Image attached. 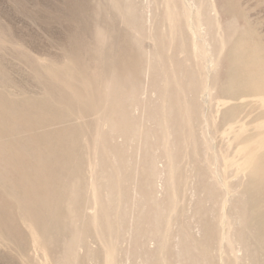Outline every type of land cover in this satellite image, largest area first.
<instances>
[{
  "label": "rangeland",
  "instance_id": "obj_1",
  "mask_svg": "<svg viewBox=\"0 0 264 264\" xmlns=\"http://www.w3.org/2000/svg\"><path fill=\"white\" fill-rule=\"evenodd\" d=\"M166 3L155 0L153 11L136 4L134 14L126 15V0H0V264H264V236L258 228L264 219H255L257 209H252L253 204L264 208V163L251 175L264 153V88L257 92L244 84L248 72H257L252 66L264 67V0H168L176 9L173 31ZM199 20L201 30L193 25ZM196 28L207 48L198 56L189 38ZM142 53L153 55L162 69L157 82L167 77L169 84L143 86ZM250 58L258 61L249 69L245 62ZM237 63L242 67L236 68L235 80L229 74ZM130 69L140 93L180 90L186 105L184 116L174 122L179 135L172 133L178 174L157 194L158 204L144 201L143 209H150L148 223L137 221L144 203L133 204L136 182L141 183L135 169L141 155L133 150L138 144L125 136L110 137L107 127L98 131L96 115L83 112L90 109L86 102L73 99L82 89L81 97L85 95L83 76L97 82L115 72L118 79ZM228 75L233 82L244 79L234 99L225 91L232 82ZM79 112L87 114L80 118ZM71 172L82 182L70 198L63 190L74 182L65 177ZM91 182L97 185V210L85 187ZM24 199L30 204L27 219L33 220V232L20 218ZM157 205L165 211L159 218ZM71 213L74 223L67 219ZM74 234L83 248L69 251ZM150 235L154 239L143 244Z\"/></svg>",
  "mask_w": 264,
  "mask_h": 264
},
{
  "label": "bare ground",
  "instance_id": "obj_2",
  "mask_svg": "<svg viewBox=\"0 0 264 264\" xmlns=\"http://www.w3.org/2000/svg\"><path fill=\"white\" fill-rule=\"evenodd\" d=\"M155 2V0L153 1V2H151V3H148L147 5H142V3L141 4H139V0H126V5H128V6H126L125 7V9L122 11L124 14H126V15H132V14H134V9H135V5L136 4H139L140 6L142 5V8L144 7V9H147L148 8V10L149 9H151L152 11H153V9H152V4ZM140 6H139V8H140ZM192 6H193V8L195 7V8H197V9H199L198 8V6L193 2V4H192ZM166 7L168 8V12H167V15H166V19H167V22H169V27H172L171 28V30L173 31L174 29H175V20L177 21V17H176V14H175V12H176V9H175V7H173V6H171V4H169L168 3V0H167V3H166ZM212 8V10H214V7L212 6L211 7ZM142 10V9H141ZM144 11V10H143ZM145 12V11H144ZM148 20H150L149 18L148 19H146V22L148 23ZM143 21H145V20H143ZM215 21V20H214ZM146 22H144V24H146ZM216 22V21H215ZM191 23H193V22H191ZM173 25V26H172ZM192 25V24H191ZM193 25H198V27L200 28V30H201V27H203L204 26V24H203V22H201L200 20L198 21V23H193ZM197 27V26H196ZM151 28V27H150ZM192 28V27H191ZM193 29V28H192ZM195 30V29H194ZM197 30V31H196ZM196 30L195 31H192V37L191 36H189V38L191 39V42H192V44H193V48H194V50H195V54L198 56V55H200L201 53V50H204L202 47H204V46H201L202 45V43L204 42H206L204 39H203V37H202V33H198V28H196ZM199 30V31H200ZM204 30V29H203ZM191 35V34H190ZM171 37H172V33H171ZM0 41H4V39H0ZM99 41H101V42H104V36L102 35V36H100L99 35ZM174 41V38H171L170 39V44H169V49H170V46H171V44H172V42ZM180 41V40H179ZM179 41H178V43H179ZM189 43H190V41H189ZM203 43V44H204ZM209 44V43H208ZM208 44H205V46L206 45H208ZM190 45V44H189ZM211 46V45H210ZM204 48H206V47H204ZM207 49V48H206ZM208 49H210V48H208ZM182 51V50H181ZM180 51V52H181ZM143 54V53H142ZM203 54H205L204 56H206V53H204L203 52ZM231 54V53H230ZM143 57L142 58H144V64L146 65V66H143V69H141L142 71H141V73H143L142 74V76L144 77V80H143V86H145V88L146 87H148L149 86V84H151V87H152V85L154 86V84H159V86L160 87H165L166 86V84L168 83L169 84V80L168 79H166V78H162L160 81H159V79H158V82H157V77H162L160 74L162 73V69L161 68H157V66H156V62H155V57L153 56V55H149L148 53H144L143 55H142ZM204 56H203V58H204ZM201 57V56H200ZM184 58V57H183ZM190 58V57H189ZM192 58V57H191ZM234 58H236L235 60H239V61H241L242 60V58H241V56L240 55H238V54H236L235 55V57ZM241 58V59H240ZM186 60V59H185ZM209 62H210V66L211 67H213L214 66V57H213V54H211V57H210V59L208 60ZM207 61V62H208ZM258 61V59L257 58H250V59H247V61L245 62V67H248L249 69H250V67L252 66V64L254 63V62H257ZM230 63H232V62H230ZM141 66V67H142ZM82 67V66H81ZM87 67V66H86ZM88 67H92L91 65H89ZM238 67V69H240V67H242L241 66V64L240 63H237V64H235V66H232L231 67V69H230V72H231V74H229L231 77H235V75H236V73H235V70H236V68ZM253 68H255L256 70H257V72H252V73H250V74H246V78H248V79H246V81L244 82V84L245 83H248V87H251V89H252V91H257V92H259L261 89L263 90V88H264V67H262V65L261 64H259L257 67L256 66H252ZM94 69H96V67H93ZM101 68V67H100ZM176 68V67H175ZM46 69V68H45ZM89 69V68H88ZM87 69V70H88ZM190 69V68H189ZM248 69V70H249ZM84 70V69H83ZM86 70V71H87ZM90 70L91 69H89V71L88 72H90ZM183 70H185V69H183ZM81 71H82V69H81ZM91 71H93V69L91 70ZM114 71L115 72H117V70H115L114 69ZM131 71V72H130ZM232 71H233V73H232ZM83 72L84 71H82V74L81 75H83ZM97 72V71H96ZM96 72H94L95 74H96ZM115 72H112V75L110 74V78L109 79H107V74H106V76H104V77H106V79L105 78H103L102 80H100L99 79V81H98V79H97V82H93V80H84L85 78V76H83L82 78H83V81H85V83L87 82V86H86V84L84 85L85 87V95L84 96H82L81 97V94L80 93H84V91H82V90H84V89H82L81 90V92L79 93V95H75L74 93H73V96H74V100H80L81 101V103H82V101H83V103H85L86 105H87V107L88 108H90L89 109V111L87 110V111H84L83 109V112H93V114L94 115H96V119H97V123H96V126H97V130L99 131L100 129L102 130H104V128L105 127H107L108 128V132H109V136L111 135L112 137H117V138H123L124 136L126 137V138H129L130 139V141H129V143H133V142H135L136 141V143H134V144H138L137 145V147L136 146H134L135 148L133 149V150H135L136 151V149H137V157H138V154H140L141 155V158L139 159V162L137 163V165H136V178L138 177L137 176V174L139 175L140 174V176L139 177H141L140 178V180H141V183H139V182H136V181H134V182H136L135 184H136V186L138 185V186H140V189H138V188H136V186H135V188H134V195H132V196H134V198H135V202H133V204H134V206L135 207H140V204H141V202H143L144 204L141 206L142 208V212L143 213H140V215H138V218H137V221L138 222H140V223H142V222H149V218L150 217H146V214L148 213V211L150 210V209H143V208H145V207H147V205L145 204V202L144 201H148L147 202V204H149V203H152V204H154V205H156V204H158V201H159V198L160 197H158L159 196V194L158 193H160L161 192V190H163L164 188H165V186L166 185H170L171 186V184H169L174 178H176L175 177V175H177V174H175V171H177V170H175V163H176V158H177V155L174 153H172L171 152V150L173 151V152H175L174 150H175V147H174V144H176V141H177V137H175V138H172V133H177V131H179V130H177V129H175V123H177L178 121V119L180 118L181 119V117H180V115H181V113L182 114H184V111H182V107L184 108V106L186 107V105H183L182 106V102L180 101V97H179V94H180V90H179V92L178 93H175V94H173V93H166V94H163L162 92H159L158 90L157 91H155L156 89H154V92L155 93H150V95H148L149 94V90L147 91L148 93H147V96H145V93L146 92H142V93H140L141 91H138L136 88H135V84H136V82H138L137 80H136V76H135V74L133 73V71L130 69L128 72H127V75L126 74H123V75H120V77H117L118 79H116L115 77L117 76L116 75V73ZM172 74L174 75V67H173V69H172ZM244 72V71H243ZM177 73V72H176ZM189 73V72H188ZM229 73V72H228ZM246 73V72H245ZM91 75L93 74V72H91L90 73ZM90 74L88 73V75L90 76ZM183 74V73H182ZM84 75H85V73H84ZM125 75V76H124ZM198 75V74H197ZM228 75V76H229ZM244 75V74H243ZM49 76L53 79V76L51 75V74H49ZM95 76V75H94ZM170 76H172V75H170ZM187 76V75H186ZM230 76H229V79H230V81H231V79L232 78H230ZM244 77V76H243ZM82 78H81V80H82ZM88 78V77H87ZM95 78H96V76H95ZM98 78V77H97ZM183 78V77H182ZM236 78L237 77H235L234 79L236 80ZM88 79H90V77L88 78ZM94 79V78H93ZM234 79H232V82L231 83H229L228 84V87H225L227 90H225V91H227V94H231L232 96H231V98L232 99H234L235 98V96L237 97V93L239 92V88L240 87H242L241 86V84H242V80H244V79H241V80H238L237 79V82H233V80ZM251 79H254V80H252L251 81ZM125 80H126V82H128V84H125ZM96 81V80H95ZM191 81V80H190ZM189 81V82H190ZM240 81V82H239ZM56 82V81H55ZM58 82V81H57ZM193 82V81H192ZM68 85V84H67ZM140 85H142V84H140ZM209 85V84H208ZM240 85V86H239ZM247 85V84H246ZM67 87V86H66ZM66 87H65V89H66ZM69 87H70V85H69ZM127 87H128V89H127ZM180 87V86H179ZM263 87V88H262ZM71 88V87H70ZM73 88V87H72ZM83 88V87H82ZM141 88H144V87H141ZM181 88V87H180ZM188 88V87H187ZM69 88H67V90H68ZM126 89V90H125ZM206 89V88H205ZM204 89V90H205ZM62 90L65 92V90L63 89V87H62ZM74 90V89H73ZM77 92H79L78 91V89L76 88L75 89ZM160 91H161V88H160ZM178 91V90H177ZM241 92H242V90H240ZM243 91H245V90H243ZM152 92H153V90H152ZM202 92V91H201ZM68 93H70V92H68L67 91V93L65 92V94H66V96H67V94ZM185 93V92H184ZM204 93H205V91H204ZM198 94L200 95V90H198ZM203 94V93H202ZM244 94V93H243ZM249 94V93H248ZM261 94V93H260ZM69 95V94H68ZM70 95H72V93L70 94ZM100 95H101V97H100ZM73 96H71V97H73ZM230 96V95H229ZM242 96V95H241ZM76 97V98H75ZM66 98V97H65ZM67 99V98H66ZM69 100H71L70 98H68ZM67 99V100H68ZM182 99V98H181ZM73 100V101H74ZM76 100V101H77ZM72 101V100H71ZM80 101H79V103H80ZM68 103V102H67ZM70 104V103H69ZM81 105H83V104H81ZM75 107V106H74ZM86 107V106H85ZM71 108V107H70ZM233 108H235L234 106H233ZM237 110V109H236ZM81 111V110H80ZM70 112V111H69ZM86 113V114H87ZM229 113V112H228ZM234 113H236V112H234ZM80 114V115H79ZM86 114L85 113H81V112H79L78 113V115H79V117L80 118H82V115L84 116H86ZM186 114V113H185ZM90 116H92L91 114H90ZM182 117L184 116V115H181ZM230 116V115H229ZM232 116H233V114H232ZM83 118H85V117H83ZM184 119V118H183ZM234 119V118H233ZM198 120V119H197ZM204 120V119H203ZM177 121V122H176ZM181 121V120H180ZM175 122V123H174ZM182 122V121H181ZM69 123V122H68ZM71 123V122H70ZM185 123V122H184ZM181 124V123H180ZM182 124H183V122H182ZM205 124V123H204ZM200 125H201V123H200ZM71 126V125H70ZM72 127V126H71ZM179 127V126H178ZM152 128H154V129H152ZM155 128H157L158 129V132H156L157 131V129H156V131L154 132V130H155ZM200 128V127H199ZM151 129H152V131H151ZM198 129V128H197ZM204 129V128H203ZM102 130V131H103ZM106 130V129H105ZM104 130V131H105ZM182 130V129H181ZM205 130V129H204ZM206 131V130H205ZM204 131V132H205ZM101 132V131H100ZM183 132V131H182ZM203 132V131H202ZM73 133H74V131H73ZM157 133V134H156ZM159 133V134H158ZM181 135L182 134H184V132L183 133H181V132H179ZM98 134V133H97ZM102 134H103V132H102ZM178 134V133H177ZM100 135V134H99ZM179 135V134H178ZM181 135H180V137H181ZM110 136V137H111ZM175 136V135H174ZM73 137V136H72ZM204 137H206V136H204ZM79 138V137H78ZM182 138V137H181ZM207 138V137H206ZM184 139V138H183ZM58 140V139H57ZM67 140V139H66ZM69 140V139H68ZM62 141V140H61ZM51 142H53V141H51ZM75 142H76V140H75ZM52 144V143H51ZM63 144H64V142H63ZM24 146H26L25 144H24ZM73 147V146H72ZM77 147V146H76ZM130 147H132V146H130ZM177 147V146H176ZM3 148V147H2ZM1 148V149H2ZM57 148V147H56ZM65 148V147H64ZM69 148V147H68ZM71 148V147H70ZM253 148V147H252ZM61 149H63V148H61ZM3 150H4V148H3ZM57 151H59V150H57ZM131 151V150H130ZM155 151V152H154ZM158 151V154L156 155L155 153ZM159 151H160V153H159ZM3 153V152H2ZM1 153V154H2ZM70 153V152H69ZM131 153H133V151L131 152ZM154 154V155H153ZM27 155H28V153H27ZM65 155H66V153H65ZM69 155V154H68ZM70 155H72V154H70ZM70 155H69V158L68 159H70L71 160V158H70ZM75 155V154H74ZM139 155V156H140ZM67 156V155H66ZM179 156V155H178ZM26 157V156H25ZM63 157V156H62ZM83 157V156H82ZM259 158V159H258ZM257 158V160H256V167L255 168H253L254 170L251 172V175H252V177H254V176H256V173L261 169V166H263V163H264V153L262 154V155H260V157H258ZM36 159V158H35ZM138 159V158H137ZM251 159H254V156H253V158H251ZM67 161H69V160H67ZM2 162V161H1ZM63 162V161H62ZM61 162V163H62ZM85 162V161H84ZM251 162V161H250ZM1 164V163H0ZM75 164V163H74ZM1 166V165H0ZM37 166V165H36ZM64 166H66V164L64 165ZM24 167V166H23ZM26 167H27V165H26ZM79 167V166H78ZM34 168V167H33ZM64 169V168H63ZM90 169V168H89ZM94 169L95 168H93L92 167V169H90V173L93 175L94 174ZM32 170V169H31ZM77 170V169H76ZM264 170V169H263ZM2 171V170H1ZM28 171H30V170H28ZM64 171V170H63ZM105 171V170H104ZM132 171V170H131ZM262 171V170H261ZM47 172V171H46ZM68 172V171H67ZM66 172V173H67ZM80 172V171H79ZM103 172V171H102ZM133 172V171H132ZM178 172V171H177ZM26 173V172H25ZM38 173V172H37ZM76 173V172H75ZM134 173V172H133ZM5 174V173H4ZM28 174H30L29 172H28ZM32 174V173H31ZM68 174V173H67ZM66 174V175H67ZM98 174V173H97ZM132 174V173H131ZM32 175H34V174H32ZM65 175V174H64ZM64 175H62V178L64 177ZM65 175V177H67V180H69L68 178H72L73 179V181L74 182H72V179L70 180L71 182H72V186L71 187H67L66 185H65V187L67 188L66 190H63V191H65V193H64V195H67L68 197L70 196V198H71V196L73 197V195H75L76 194V192H77V190L79 189V186H80V183L82 182H80V180L79 179H77V175L76 174H73V172H71V173H69V176H66ZM129 175V174H128ZM127 175V176H128ZM4 176V175H3ZM1 177V176H0ZM109 177V176H108ZM251 177V178H252ZM79 178V177H78ZM94 178V177H93ZM65 179V178H64ZM81 179V178H80ZM137 179H139V178H137ZM210 179V178H209ZM256 179V178H255ZM62 180V179H61ZM66 180V179H65ZM77 180H79L78 182H77ZM131 180V179H130ZM164 181V184L162 185V186H160L159 185V182H162L163 183V181ZM254 180V179H253ZM259 180V179H258ZM40 181V180H39ZM46 181V180H45ZM138 181V180H137ZM256 181H257V179H256ZM75 182H77V183H75ZM93 182V181H92ZM90 183V185H89V187H87L88 186V184L87 185H85V184H83V186L85 185V187H86V191H88V189L90 190V192H92L93 193V195H92V197L94 198L93 199V203L92 202H90V203H92V206H94V208H95V206H97L98 205V201H97V195H96V187H97V185L95 184V183ZM173 182V181H172ZM255 182V181H254ZM258 182V181H257ZM17 183H19V182H17ZM22 183V181H20V184ZM23 183H25V182H23ZM79 183V184H78ZM161 183V184H162ZM165 183H166V185H165ZM260 183V182H259ZM15 185H16V183H14ZM65 184H66V182H65ZM68 184V183H67ZM101 184H103V183H101ZM173 184V183H172ZM257 184V183H256ZM116 185V184H115ZM259 186V185H258ZM258 186H256V187H258ZM84 187V188H85ZM110 186H107L106 188H109ZM130 187V186H129ZM167 187V186H166ZM255 187V186H254ZM255 187V189H258V188H256ZM12 188V187H11ZM41 188V187H40ZM83 188V187H82ZM99 188V187H98ZM173 188V187H172ZM217 188V187H216ZM251 188V187H250ZM261 190H264V183H263V185H261ZM259 188V189H260ZM81 189V188H80ZM111 189V188H110ZM109 189V190H110ZM112 189H113V185H112ZM111 189V190H112ZM126 189V188H125ZM170 189H171V187H170ZM13 190H14V188H13ZM60 191H61V189H59ZM82 190V189H81ZM85 190V189H84ZM128 190V189H127ZM174 190V189H173ZM256 191V190H255ZM259 191V190H258ZM257 191V192H258ZM16 192V191H15ZM57 192V191H56ZM110 192V191H109ZM61 193V192H60ZM260 193V192H259ZM69 194V195H68ZM112 194V193H111ZM157 194H158V196H157ZM258 194V193H257ZM262 194H263V191H262ZM81 195V194H80ZM107 195H109V194H107ZM107 195H105V196H107ZM59 196H60V194H59ZM62 196V195H61ZM90 196H91V194H90ZM168 196V195H167ZM210 196V195H209ZM258 196V195H257ZM66 197V196H65ZM64 197V198H65ZM109 197V196H108ZM61 198V197H60ZM110 198V197H109ZM149 198V199H148ZM168 198H170V196H168ZM62 199V198H61ZM60 199V200H61ZM89 199V198H88ZM148 199V200H147ZM172 199V198H171ZM263 199H264V197H263ZM170 200V199H169ZM68 201V200H67ZM132 201H134V200H132ZM109 202V201H108ZM112 202V201H111ZM209 202H211L210 200H209ZM214 202V201H213ZM216 202V201H215ZM41 204V203H40ZM110 204H112V203H110ZM129 204V203H128ZM168 204H169V202H168ZM20 205L22 206V208L21 209H24V210H22L21 211V221L23 222V226L26 228V229H28V230H30L31 232H33L34 231V227H33V223H31L32 221L30 220V218H28L27 219V209H29V206H30V204L27 202V199H24V201L22 202V203H20ZM42 205V204H41ZM45 205H46V203H45ZM66 205H68V204H66ZM77 205V204H76ZM85 205V204H84ZM89 205H91V204H89ZM88 205V206H89ZM235 205H236V203H235ZM81 206V205H80ZM91 206V207H92ZM99 206V205H98ZM129 206V205H128ZM127 206V207H128ZM132 207H133V205H131ZM151 206V205H150ZM213 206V205H212ZM33 207V206H32ZM45 207V206H44ZM43 207V208H44ZM66 207H68V206H66ZM87 207V206H86ZM91 207H89V208H91ZM163 207V206H162ZM216 207V206H215ZM57 208V207H56ZM71 208V207H70ZM88 208V207H87ZM157 209L159 208V206L157 205V207H156ZM161 208V207H160ZM160 208H159V210H157V212H158V217L157 218H159V217H161L162 215H164L165 214V211H163L162 209V214H161V210H160ZM48 209H49V206H48ZM82 209H83V207H82ZM86 209V208H85ZM132 209V208H131ZM213 209V208H212ZM236 209V208H235ZM252 209H257L255 212H254V214H255V219H257V220H263L264 219V208H261L260 207V209L259 208H257L254 204H253V207H252ZM59 210V209H58ZM92 210V209H91ZM94 210H97L96 208L94 209ZM133 210V209H132ZM39 211H40V209H39ZM45 211V210H44ZM51 211V210H50ZM49 211V212H50ZM53 211V210H52ZM56 211H57V209H56ZM55 211V212H56ZM82 211V210H81ZM213 211V210H212ZM67 212V211H66ZM78 212V211H77ZM84 212H85V210H84ZM88 212H90V211H88ZM87 212V213H88ZM140 212V211H139ZM150 212V211H149ZM57 214V216H58V218H59V213L58 212H56ZM156 213V212H155ZM168 213V212H167ZM219 213V212H218ZM54 214V213H53ZM52 214V215H53ZM61 214V213H60ZM76 214H78V213H76ZM86 214V213H85ZM91 214V213H90ZM135 214V213H134ZM213 214V213H212ZM56 215H54L53 217H55ZM62 215H63V213H62ZM95 215H96V213H95ZM94 215V216H95ZM156 215V214H155ZM161 215V216H160ZM13 216H14V214H13ZM49 216V215H48ZM74 215L71 213V215H70V217L69 218H67L68 220H70L72 223H74L76 220V216L75 217H73ZM80 216V215H79ZM90 216V215H89ZM134 216V215H133ZM149 216V215H148ZM231 216V215H230ZM15 217V216H14ZM81 217H82V214H81ZM135 217V216H134ZM137 217V216H136ZM15 218H17V217H15ZM131 218V217H130ZM169 218V217H168ZM167 218V219H168ZM230 218H232V217H230ZM243 219H245L244 217H242ZM62 219V218H61ZM241 219V218H240ZM253 219V218H252ZM66 220V219H65ZM129 220V219H128ZM151 220V219H150ZM213 220H214V218H213ZM2 221V219L0 220V222ZM46 221V220H45ZM78 221H80V219L78 220ZM154 221V220H153ZM65 222V221H64ZM70 222V223H71ZM90 222V221H89ZM156 222V221H155ZM241 222V221H240ZM259 222V221H258ZM61 223V222H60ZM132 223V222H131ZM162 224H163V222H161ZM264 223V222H263ZM262 223V224H263ZM8 224V223H7ZM89 224V223H88ZM240 224V223H239ZM46 225V224H45ZM210 225V224H209ZM257 225H259V224H257ZM256 225V226H257ZM90 226V225H89ZM147 226V225H146ZM167 226V225H166ZM250 226V225H249ZM263 226V225H262ZM262 226H258V228H260V229H262V231H263V235L262 236H264V227H262ZM49 226H47V228H48ZM55 227V226H54ZM145 228H147V227H145ZM208 228V227H207ZM255 228V227H254ZM5 229V228H4ZM12 229V228H11ZM79 229V228H78ZM80 229H81V227H80ZM155 229V228H154ZM166 229V228H165ZM247 229V228H246ZM250 229V228H249ZM257 229V228H256ZM160 230V229H159ZM253 230V229H252ZM259 230V229H258ZM55 231V230H54ZM148 231V230H147ZM208 231V230H207ZM212 231H214V230H212ZM8 232V231H7ZM45 232H46V230H45ZM56 232V231H55ZM259 232H260V230H259ZM258 232V233H259ZM6 233V232H5ZM146 233V232H145ZM237 233V232H236ZM235 233V234H236ZM254 234H255V232H253ZM7 234V233H6ZM41 234H43V233H41ZM65 234V233H64ZM77 234V233H76ZM150 234V233H149ZM239 234V233H238ZM75 235V234H74ZM73 235V236H74ZM145 235V234H144ZM240 235V234H239ZM256 235H257V233H256ZM260 235V234H259ZM9 236V235H8ZM11 236V235H10ZM15 236V235H14ZM166 236V235H165ZM213 236V235H212ZM5 237V236H4ZM7 237V236H6ZM67 237V236H66ZM84 237V236H83ZM153 236H148V240H147V242H145V243H143V244H145L146 245V243L147 244H149L154 238H152ZM8 238V237H7ZM14 238V237H13ZM21 238H22V235H21ZM28 238V237H27ZM77 238V240H75ZM79 235L77 236V235H75V237H73L72 238V240H69V243H68V241H67V243H68V249H69V251L71 250H73V249H75L76 248V250H80V248H83V245H82V243L81 242H78V240H79ZM230 238V234H228V235H226V239H227V241H228V239ZM239 238V237H238ZM6 239V238H5ZM29 239V238H28ZM48 239V238H47ZM68 239V238H67ZM143 239V238H142ZM224 239V238H223ZM232 239V238H231ZM257 239V238H256ZM258 239H259V237H258ZM261 239V238H260ZM15 240V239H14ZM13 240V241H14ZM19 240V239H18ZM40 241V240H39ZM85 241V240H84ZM145 241V240H144ZM192 241V240H191ZM230 241V240H229ZM236 241V240H235ZM259 241V240H258ZM12 242V241H11ZM19 242V241H18ZM63 242V241H62ZM159 242V241H158ZM185 242V241H184ZM225 242V241H224ZM240 242V241H239ZM257 242V241H256ZM260 242H262V241H260ZM3 243V242H2ZM33 243V242H32ZM263 243H264V241H263ZM64 244V243H63ZM140 244V243H139ZM164 244V243H163ZM241 244H243L242 242H241ZM27 245V244H26ZM36 245V244H35ZM185 245V244H184ZM245 245V244H244ZM259 245V244H258ZM11 246V245H10ZM19 246V245H18ZM149 246V245H148ZM159 246V245H158ZM164 246V245H163ZM162 246V247H163ZM193 246V245H192ZM197 246V245H196ZM16 247V246H15ZM63 247V246H62ZM184 247V246H183ZM262 247V246H261ZM36 248V247H35ZM64 248V247H63ZM239 248V247H238ZM241 248V247H240ZM240 248H239V250H240ZM15 249V248H14ZM18 249V248H17ZM61 249V248H60ZM89 249H91V248H89ZM138 249V248H137ZM90 251V250H89ZM88 251V252H89ZM146 251V250H145ZM185 251V250H184ZM65 252V251H64ZM82 252V251H81ZM129 252V251H128ZM137 252H139V250L137 251ZM67 253V252H66ZM65 253V254H66ZM196 253V252H195ZM18 254V253H17ZM70 254V253H69ZM127 254V253H126ZM59 255V254H58ZM86 255V254H85ZM84 255V256H85ZM131 255V254H130ZM191 255V254H190ZM254 255H256V254H254ZM150 256V255H149ZM68 257V256H67ZM59 258V257H58ZM61 258V257H60ZM64 258V257H63ZM66 258V257H65ZM73 258V257H72ZM76 258V257H75ZM195 258V257H194ZM199 258V257H198ZM197 258V259H198ZM254 259V258H253ZM63 260H65V259H63ZM69 260V259H68ZM70 261V260H69ZM63 263V262H62ZM74 263V262H73ZM200 264V263H199Z\"/></svg>",
  "mask_w": 264,
  "mask_h": 264
}]
</instances>
